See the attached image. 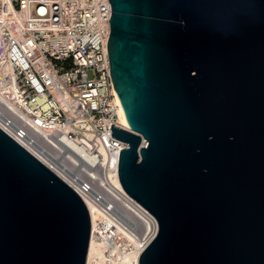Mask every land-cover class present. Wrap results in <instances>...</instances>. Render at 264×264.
I'll return each instance as SVG.
<instances>
[{
  "label": "water",
  "instance_id": "95a60500",
  "mask_svg": "<svg viewBox=\"0 0 264 264\" xmlns=\"http://www.w3.org/2000/svg\"><path fill=\"white\" fill-rule=\"evenodd\" d=\"M117 178L138 264H264V0H108ZM87 206L0 127V264H84Z\"/></svg>",
  "mask_w": 264,
  "mask_h": 264
},
{
  "label": "built area",
  "instance_id": "2783aa9c",
  "mask_svg": "<svg viewBox=\"0 0 264 264\" xmlns=\"http://www.w3.org/2000/svg\"><path fill=\"white\" fill-rule=\"evenodd\" d=\"M2 11L0 59L16 95L13 108L0 100V109L67 184L102 186L124 146L109 130L122 126L108 74V0H0Z\"/></svg>",
  "mask_w": 264,
  "mask_h": 264
},
{
  "label": "bare ground",
  "instance_id": "6f19581e",
  "mask_svg": "<svg viewBox=\"0 0 264 264\" xmlns=\"http://www.w3.org/2000/svg\"><path fill=\"white\" fill-rule=\"evenodd\" d=\"M6 13V11H2L0 17ZM13 18H17L16 15L12 14ZM15 95L11 65L6 58L0 59V100H3L8 107L13 108ZM113 101L118 105L116 121L126 128L124 115L114 89ZM44 126L48 130L53 127L52 124L48 123H45ZM0 127L32 152L27 144L29 136H19L18 127L1 109ZM35 155L47 164L42 157ZM52 169L63 178L56 169ZM67 182L80 194L89 212L90 233L84 264H138V253L153 236L156 230V222L152 214L121 187L116 168L106 173L102 186L93 185V190L89 188L83 190L79 181L69 180ZM101 202H105L102 207L98 205ZM126 210L135 213L139 218V223L136 224L137 231L134 228L126 227L124 223V220H128L126 219L128 216Z\"/></svg>",
  "mask_w": 264,
  "mask_h": 264
},
{
  "label": "rangeland",
  "instance_id": "374dc122",
  "mask_svg": "<svg viewBox=\"0 0 264 264\" xmlns=\"http://www.w3.org/2000/svg\"><path fill=\"white\" fill-rule=\"evenodd\" d=\"M104 195H105V194H104ZM104 203H105V202H104ZM104 203L101 202V204H98V205H99L100 207H102ZM126 211H127L126 214L128 215V216L126 217V219H128V220H127V221L124 220V223H125L126 227L129 228V229L134 228V230L137 231V228H138V227L136 226V224L138 225V223H139V218L136 216L135 213H132L131 211H128V210H126Z\"/></svg>",
  "mask_w": 264,
  "mask_h": 264
}]
</instances>
